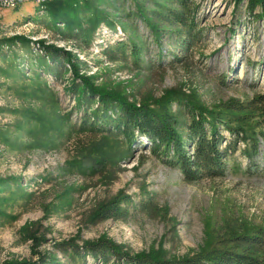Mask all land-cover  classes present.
I'll use <instances>...</instances> for the list:
<instances>
[{
	"label": "rangeland",
	"instance_id": "1",
	"mask_svg": "<svg viewBox=\"0 0 264 264\" xmlns=\"http://www.w3.org/2000/svg\"><path fill=\"white\" fill-rule=\"evenodd\" d=\"M41 1L0 8V264L34 261L39 253L68 264L57 242L101 238L129 253L179 258L209 249L234 230L264 225V172L250 167L246 156L254 141L241 143L229 157L225 176L198 182L187 181L142 145L122 159V141L72 130L80 111L68 88L71 72L59 79L46 74L39 62L45 52L34 41L5 42L23 35L68 50L95 86L138 104L154 106L177 90L213 108L264 93V19L235 13L227 0H203L210 37L188 62L169 64L159 57L136 65L113 61L106 51L128 32L102 21L89 45L67 40L63 29L51 26L55 10L49 3L55 0ZM60 1L58 13L78 22L92 19L90 0ZM244 126L261 143L253 158L264 163V125L251 117ZM100 154L116 160L94 172L74 167L75 160ZM129 198L133 203H126ZM113 200L127 213L100 218V209Z\"/></svg>",
	"mask_w": 264,
	"mask_h": 264
},
{
	"label": "trees",
	"instance_id": "2",
	"mask_svg": "<svg viewBox=\"0 0 264 264\" xmlns=\"http://www.w3.org/2000/svg\"><path fill=\"white\" fill-rule=\"evenodd\" d=\"M89 2L95 9L92 19L81 17L80 22L74 16L58 13L63 4L60 0L49 3V8L55 10L51 26L59 31L63 29L65 39L85 45L95 39V30L102 21L114 31L119 26L128 34L107 47L113 61L138 65L144 61L155 63L161 57L169 64H184L210 37L203 22L205 15L201 12L203 0H105L107 6L103 7H99V0ZM227 2L234 4L235 13L245 12L254 22L264 19V0ZM60 22L64 26H58ZM234 31L229 28L231 35ZM15 41L26 44L34 41L39 45L45 52L39 62L46 74L59 79L71 72L73 79L68 88L77 97L74 109L80 111L72 130L122 141L126 146L122 159L132 156L138 148L134 145H142L168 165L178 168L187 181L198 182L204 178L225 176L229 157L236 153L241 143L251 140L254 141L252 150L244 148L243 152L247 151L250 167L264 172V163L253 158L261 143L247 136L244 126L251 117H256L264 125V93L254 94L247 101L232 99L222 106L209 108L195 102L186 92L169 90L154 101V106L145 101L138 104L126 96L95 86L91 77L80 74V67L68 50L23 35L5 40L6 43ZM163 65L158 63V66ZM261 133L264 148V132ZM143 138L147 139L144 144ZM100 155L75 160L74 167L88 173L102 170L116 160L107 154ZM126 203H133L132 198ZM126 213L127 208H121L120 202L113 200L100 209L99 217L119 219ZM56 244L68 264H89V260L91 264H264V225L234 230L209 249L179 258L129 253L107 238L82 244L74 240ZM38 257L34 261L6 264L66 263L43 253Z\"/></svg>",
	"mask_w": 264,
	"mask_h": 264
},
{
	"label": "bare ground",
	"instance_id": "3",
	"mask_svg": "<svg viewBox=\"0 0 264 264\" xmlns=\"http://www.w3.org/2000/svg\"><path fill=\"white\" fill-rule=\"evenodd\" d=\"M26 0H10V6H5L4 8H14L17 7L18 5L22 4Z\"/></svg>",
	"mask_w": 264,
	"mask_h": 264
},
{
	"label": "built area",
	"instance_id": "4",
	"mask_svg": "<svg viewBox=\"0 0 264 264\" xmlns=\"http://www.w3.org/2000/svg\"><path fill=\"white\" fill-rule=\"evenodd\" d=\"M5 6H10V0H0V8H4Z\"/></svg>",
	"mask_w": 264,
	"mask_h": 264
}]
</instances>
